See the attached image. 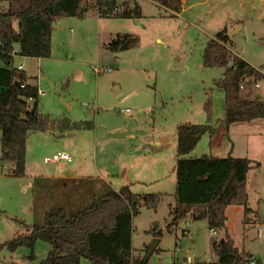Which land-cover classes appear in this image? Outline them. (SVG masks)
Wrapping results in <instances>:
<instances>
[{
	"label": "rangeland",
	"instance_id": "rangeland-1",
	"mask_svg": "<svg viewBox=\"0 0 264 264\" xmlns=\"http://www.w3.org/2000/svg\"><path fill=\"white\" fill-rule=\"evenodd\" d=\"M137 1L139 16H102L108 33L100 37L96 14L56 19L52 50L61 51V56L43 61L15 59L14 65L23 62L33 67L32 74L40 70L39 108L57 123L47 131L29 134L24 177L13 176L11 165L2 162L0 130V264H36L47 257L51 245L45 240L35 243V261L27 257L31 253L28 247L13 252L6 242L42 223L49 209L79 210L106 193L101 186L118 191L125 185L140 195L161 194L157 211L142 200L140 213L133 218L135 259L146 257L154 223H158L162 236L147 264H187L189 254L192 264H220L212 241L225 230L213 233L203 218H185L180 227L167 229L177 189L176 127L183 122L206 123L204 104L209 96L214 130L205 133L186 157L234 156L261 163L249 171L246 180L248 205L257 213L246 215L242 205H231L226 225L236 246L264 264V118L227 126L224 91L215 84L224 68L203 64L208 41L225 26L229 30L244 23L232 38L231 52L264 69V0H245L242 12L234 5L237 0H198L191 7L186 4L189 8L180 17L148 0ZM239 15L243 20L237 19ZM74 21L88 23L87 31L70 32L69 24ZM63 23L67 26L60 33L63 26L58 24ZM125 31H132L138 44L120 52L107 49L112 41L109 32L118 35ZM4 66L0 59V68ZM260 76L246 82L248 90L243 89V94L264 98V75ZM32 79L37 83V76ZM28 103L30 108L35 104L33 100ZM63 118L92 122L93 127L62 129L58 123ZM162 134L173 143L156 151L154 140ZM61 150L70 152L72 160H54V153ZM70 169L72 174H68ZM55 173L64 178L51 179ZM34 174L48 179L34 178ZM186 221L190 232L183 234ZM82 262L89 264L86 259Z\"/></svg>",
	"mask_w": 264,
	"mask_h": 264
},
{
	"label": "trees",
	"instance_id": "trees-1",
	"mask_svg": "<svg viewBox=\"0 0 264 264\" xmlns=\"http://www.w3.org/2000/svg\"><path fill=\"white\" fill-rule=\"evenodd\" d=\"M153 1L174 12L183 8V0ZM2 2L6 3L5 7ZM140 10L136 0H126L121 4L118 0H0V59L5 63L0 68L1 160L11 165L13 176L26 175L29 134L47 131L57 123V120L41 112L39 87L28 83L27 73L12 65L15 46H19L15 52L17 55L47 58L52 53L56 19L83 18L89 12L130 18L139 16ZM229 32L226 26L222 28L208 41L203 52L205 67L224 68L223 77L215 80V84L224 91L227 126L233 122L264 118V99L243 94L242 87L247 77L259 79L262 74L248 61L231 52L232 37ZM138 42L137 36L123 33L116 35L107 48L120 52L133 48ZM22 84H25L24 87ZM29 99L35 102L32 108L29 107ZM204 110L206 123L183 122L176 127L177 189L167 229L178 226L193 212H203L209 229L226 230L223 238L213 242L217 262L249 264L254 256L235 245L227 231L226 209L229 205H242L246 215L254 212L248 205L246 180L249 171L258 167L259 163L234 156L186 157L202 136L211 131V96L205 102ZM59 121L58 126L62 129L93 127L92 122H77L68 118ZM105 191L79 210L61 206L49 209L42 223L34 224L29 232L15 235L6 242L7 247L13 252L28 247L31 253L27 257L35 261V243L38 240L47 241L51 249L47 257L36 264H83V259L89 264H147L149 246L143 259L133 256V218L138 215L142 200L147 208L157 211L161 194L140 195L127 185L118 191L107 186ZM155 225L152 234L154 238L161 237L162 231H157Z\"/></svg>",
	"mask_w": 264,
	"mask_h": 264
},
{
	"label": "crops",
	"instance_id": "crops-1",
	"mask_svg": "<svg viewBox=\"0 0 264 264\" xmlns=\"http://www.w3.org/2000/svg\"><path fill=\"white\" fill-rule=\"evenodd\" d=\"M119 1V4H121L122 2H124V1H126V0H124V1H121V0H118ZM148 1H150V2H152V3H154V4H156V5H158V6H160V7H163V6H161L160 4H158L157 2H155V1H153V0H148ZM191 1V2H190ZM206 1V0H205ZM244 1L245 0H237V3L238 4H236V3H234V5H237V7H238V9L242 12L243 10H245V8H244V6H245V4H244ZM254 0H252V2H253ZM256 1V0H255ZM133 2V1H132ZM136 2L139 4V2L136 0ZM189 3V7H191V5H193V4H195V3H198V0H183V8H182V10L180 11V12H174V11H171V10H169V12L170 13H172L173 15H177V16H181L182 14H183V12H185V10L186 9H188L189 7H186V4H188ZM140 5V4H139ZM141 8V7H140ZM164 9H167V8H165V7H163ZM94 14H96L97 16V22H96V26H97V29H96V31H97V35H98V37H100V36H102L103 34H105L108 30H107V28H106V25H104L103 24V22H102V19H101V17H102V15H99V13H91L90 15H89V17H92V15H94ZM124 19H127V18H124ZM232 19V18H231ZM237 19H241V17H240V15L239 16H237ZM241 20H243V19H241ZM96 21V20H95ZM71 24H73V26L75 25V27H73V26H70ZM239 24H241V23H239ZM88 23H81V24H77L75 21L73 22V23H70L69 24V31L70 32H73V33H76V32H78V34H83L84 33V31H87V28H88ZM58 26H63V28H61V30H60V33L62 32H64V30H65V27L67 26V23L66 24H58ZM233 27H230V29H229V31H232V28H236L237 26H238V24L236 25V24H234V25H232ZM243 26H244V23L243 24H241V29L243 28ZM54 28H58L57 26L56 27H54ZM107 30V31H106ZM239 32V31H238ZM108 33V32H107ZM125 33H129V34H133L134 35V33H132V31H130V32H128V31H125ZM237 33V32H236ZM121 34H123V33H121ZM109 36L111 37V39L113 40L115 37H116V34L114 35L112 32H109ZM234 36V35H233ZM233 36H232V38H233ZM59 37H60V35H59ZM214 37V36H213ZM158 40L159 41H161V39L160 38H158ZM107 44H109V42L107 43ZM107 44H106V47H107ZM18 48H19V46L18 45H16L15 46V50L16 51H18ZM108 49V48H107ZM233 51V50H232ZM233 53H235L234 51H233ZM61 51H56V52H53V50H52V53H51V56L50 57H47V58H49V59H51V60H53L54 58L53 57H55V56H57V57H59V56H61ZM235 54H237V53H235ZM237 55H239V54H237ZM240 56V55H239ZM20 57H24L25 59H29V58H31V59H38L39 61H43V59L44 58H40V57H28V56H20V55H15L14 56V59H13V66L14 67H17L18 65H23V68H22V70H24L26 73H27V75H28V77H29V79L27 80V82L28 83H30V84H35V85H37L38 87H39V82H38V80H39V75H40V70L38 71V73H37V75L36 74H32L31 73V69L33 68V67H29V66H25V64H23V62L22 63H20V64H18V65H14V62H15V59L16 58H20ZM241 57V56H240ZM116 61L117 62H119V59L118 58H116ZM247 61V60H246ZM96 68H94V70H95ZM96 72V71H95ZM34 76H37V83L36 82H34L33 81V79L32 78H34ZM252 77H247L246 79H245V82H244V84H245V87L243 88V89H247L248 90V86H247V84L250 82H248V80H250ZM246 82H248V83H246ZM255 83H256V81H255ZM257 88H259V87H257ZM39 91H40V88H39ZM40 96H41V92H40ZM260 97H262V96H260ZM263 98V97H262ZM264 99V98H263ZM29 100H32V99H29ZM28 100V101H29ZM39 102H40V100H39ZM255 120V119H254ZM253 120H251V122H252ZM211 131H210V133H212L213 132V130H214V127H213V124H211ZM1 136H2V134H1ZM29 138V137H28ZM155 143H156V145H157V147L155 148V150L156 151H161V150H163L166 146H168V145H171L172 143H173V139H171V138H169L168 136H167V134H162V135H160L159 137H157V138H155ZM28 141H27V148H28ZM61 151H65V152H68V151H66V150H61ZM58 152H60V151H58ZM70 153V152H69ZM54 154H56V153H54ZM71 154V153H70ZM27 155H28V149H27V152H26V166H25V172H26V170H27V166H28V160H27ZM56 161H60V160H56ZM261 165V163L259 164V166ZM68 174H72V170L70 169V170H68ZM27 175V174H26ZM25 175V176H26ZM33 177L34 178H38V177H41V178H43V179H48V177L47 176H45V175H41V174H34L33 175ZM51 179H63L64 177H62V176H58L56 173L55 174H53V175H51V177H50ZM102 190H106V188L104 187L103 188V186H101L100 187ZM113 189V188H112ZM114 190V189H113ZM229 206H231V205H229ZM229 206L227 207V209L229 208ZM173 208V207H172ZM227 209H226V211H227ZM252 209V208H251ZM253 210V209H252ZM46 213V212H45ZM139 213H140V207H139ZM254 213V212H253ZM171 214V213H170ZM44 216H45V214H44ZM199 218H203V219H205V220H207L206 219V214L205 213H203V212H193V213H191V214H189L187 217H186V220L187 219H194V220H196V219H199ZM44 219V218H43ZM182 222V221H181ZM180 222V223H181ZM180 223H179V225H180ZM186 224V227L185 228H183L182 229V233L183 234H188L189 232H190V229H189V222L188 221H186L185 222ZM176 226V227H180V226ZM156 229L159 227V224L158 223H156ZM227 226V225H226ZM32 229V228H31ZM213 233H219V232H221V231H224V230H214V229H210ZM225 233H226V230H225ZM225 236V234L221 237V238H223ZM152 237V235H150V237L149 238H151ZM154 237V236H153ZM160 239H161V237H159ZM221 238H219V239H215V240H213L212 241V248H213V242L214 241H217V240H220ZM177 241H178V239H177ZM176 241V242H177ZM235 245H236V243H235ZM238 247V246H237ZM239 248V247H238ZM240 249V248H239ZM241 251H243V250H241ZM252 254V253H251ZM253 256H254V254H253ZM254 259L257 261V259L255 258V256H254ZM257 264H258V261H257Z\"/></svg>",
	"mask_w": 264,
	"mask_h": 264
},
{
	"label": "built area",
	"instance_id": "built-area-1",
	"mask_svg": "<svg viewBox=\"0 0 264 264\" xmlns=\"http://www.w3.org/2000/svg\"><path fill=\"white\" fill-rule=\"evenodd\" d=\"M97 13V12H96ZM91 14V12H89V13H87V15H90ZM99 15H101V13H99ZM16 50H14L12 53H13V56H15L16 55ZM17 69H19V70H22V68H23V65H18L17 67H16ZM256 69L262 74V75H264V69L263 68H257L256 67ZM95 71L96 72H100V69L99 68H96L95 69ZM245 82V81H244ZM244 82H243V84H242V87L244 88ZM24 85L25 84H22L21 86L22 87H24ZM255 86L256 87H258L259 86V82H257L256 84H255ZM125 111H130L129 109H125ZM53 159L54 160H67V161H71L72 160V156H71V154L69 153V152H65V151H60V152H57L56 154H54L53 155ZM176 244L178 245L179 244V240L176 242ZM186 263L187 264H192L193 263V259H192V257H191V255L189 254L187 257H186ZM249 264H257V261L254 259V258H252L251 260H250V263Z\"/></svg>",
	"mask_w": 264,
	"mask_h": 264
},
{
	"label": "water",
	"instance_id": "water-1",
	"mask_svg": "<svg viewBox=\"0 0 264 264\" xmlns=\"http://www.w3.org/2000/svg\"><path fill=\"white\" fill-rule=\"evenodd\" d=\"M241 29V25L237 26L235 29L229 32L230 36L232 37L236 32H238ZM160 241L159 237H155L152 239V242L149 244L147 257H149L155 250L156 246L158 245Z\"/></svg>",
	"mask_w": 264,
	"mask_h": 264
}]
</instances>
